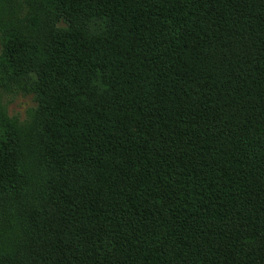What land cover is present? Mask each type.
<instances>
[{"label":"trees","instance_id":"trees-1","mask_svg":"<svg viewBox=\"0 0 264 264\" xmlns=\"http://www.w3.org/2000/svg\"><path fill=\"white\" fill-rule=\"evenodd\" d=\"M12 91L0 264H264V0H0Z\"/></svg>","mask_w":264,"mask_h":264},{"label":"rangeland","instance_id":"rangeland-1","mask_svg":"<svg viewBox=\"0 0 264 264\" xmlns=\"http://www.w3.org/2000/svg\"><path fill=\"white\" fill-rule=\"evenodd\" d=\"M1 104L5 106L9 116H14L19 121H24L29 116L36 102L31 95L19 94L18 92H0ZM0 104V105H1ZM0 106V115L3 109ZM30 156V151L28 150Z\"/></svg>","mask_w":264,"mask_h":264}]
</instances>
